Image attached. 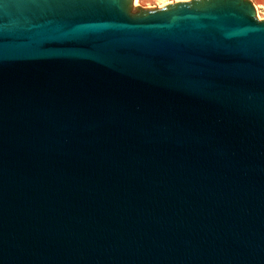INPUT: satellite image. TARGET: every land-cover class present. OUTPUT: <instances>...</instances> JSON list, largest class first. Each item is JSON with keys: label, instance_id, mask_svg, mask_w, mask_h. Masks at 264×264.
I'll return each instance as SVG.
<instances>
[{"label": "water", "instance_id": "1", "mask_svg": "<svg viewBox=\"0 0 264 264\" xmlns=\"http://www.w3.org/2000/svg\"><path fill=\"white\" fill-rule=\"evenodd\" d=\"M134 2L0 0V264H264V18Z\"/></svg>", "mask_w": 264, "mask_h": 264}, {"label": "rangeland", "instance_id": "2", "mask_svg": "<svg viewBox=\"0 0 264 264\" xmlns=\"http://www.w3.org/2000/svg\"><path fill=\"white\" fill-rule=\"evenodd\" d=\"M140 7H156L180 0H135ZM256 10L258 19L264 18V0H250Z\"/></svg>", "mask_w": 264, "mask_h": 264}, {"label": "bare ground", "instance_id": "3", "mask_svg": "<svg viewBox=\"0 0 264 264\" xmlns=\"http://www.w3.org/2000/svg\"><path fill=\"white\" fill-rule=\"evenodd\" d=\"M134 3H136V1Z\"/></svg>", "mask_w": 264, "mask_h": 264}]
</instances>
